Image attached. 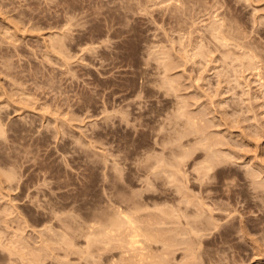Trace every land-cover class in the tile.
I'll return each mask as SVG.
<instances>
[{
	"label": "rangeland",
	"instance_id": "rangeland-1",
	"mask_svg": "<svg viewBox=\"0 0 264 264\" xmlns=\"http://www.w3.org/2000/svg\"><path fill=\"white\" fill-rule=\"evenodd\" d=\"M211 21L216 22L211 24ZM223 23L230 25L226 27ZM212 25L229 30L232 25L231 31L235 28L238 29L235 32L241 33L227 30L225 33L231 34L226 38L231 37L228 41L232 47L226 44L224 47L219 45L220 41L217 43L215 35L216 41H213ZM233 36L244 39L238 38L236 43ZM200 42L203 46L206 44L205 47L202 48ZM259 48L264 50V0H0V115L3 124L0 129L4 128L0 134V174H5L2 169L4 172L15 166L19 172L16 177H20L10 184L5 181L7 177L0 175L6 178L3 185L8 186L0 184V191H4L0 193L5 194L0 195V207L15 206L11 205L10 210L6 208L14 214L0 209L2 217H14V223L24 220L25 214L28 223L22 222L23 225H31L22 229L33 236L24 232L21 235L30 237L35 245L43 236L51 235L52 241L55 237L71 235L72 240L80 243L77 247L82 248L85 242L77 234L80 231L69 227L73 216L80 221L85 213L97 218V210L104 204L106 195L112 193L123 202L136 192L154 193L164 199V196L181 197V193H176L175 181H171L174 171L180 180H185L184 183L176 181L177 186H185L182 183L188 182L185 187L189 186L190 190L184 188L187 198L195 193L197 197L202 194L206 201L212 197L216 199L215 205L219 208L214 212L219 214V227L224 222L232 223L233 233L227 244L212 241L203 245V250L199 251L204 254L200 260L196 259L197 263L264 264V221L259 219L264 210L263 201H260L264 200V195H256V190L252 189L254 184H250L246 173L253 167L260 168L263 172L257 179L264 185V67L261 66L264 61H260L262 55L264 60V54H260L263 51ZM228 49H233L229 56L225 55ZM248 50L252 51L251 55L245 58L249 60L250 56H255L251 57L253 61L242 58ZM255 51H259L261 58L254 55ZM240 57L242 62L236 60ZM183 112L201 116L200 119L196 117V121L202 120L206 130L195 131L200 122H196L192 130L194 123L187 126L191 122ZM203 126L198 127L199 130ZM202 135H210V139ZM206 142H211L212 146H207ZM214 150L225 157L217 155L215 160H225H213L217 164L211 169L213 175L202 176L199 171L204 168L200 166L198 171L196 168L206 163L204 156L213 154ZM148 153V156L152 153L150 158L145 156ZM144 156L150 160L145 158L144 162ZM159 158L162 159L156 162ZM161 160H166L168 165L178 161V166L173 164L179 172L173 169L174 165L167 167ZM150 161L155 166L148 164ZM112 165L117 170L112 169ZM148 166H152L156 177L150 174ZM156 167L159 168L155 170ZM178 169L184 171L182 175ZM157 171L159 174L154 173ZM147 176L158 180L153 188L146 189L144 184L149 181L150 185L151 181ZM143 177L146 183L142 182ZM127 178L137 183L130 184ZM261 188L264 193V186ZM150 202L157 205L161 201ZM51 205L56 210L54 213L50 212ZM153 209L149 214L155 215L153 218L157 220L158 212L153 211L158 209ZM6 213L10 215L6 217ZM184 215L180 219H184ZM20 216L22 219L18 218ZM240 222L246 226L241 228ZM13 223L15 227L18 224ZM254 223L257 227L251 231ZM47 225L56 228L52 234L49 233L51 229L48 232L47 228L43 229ZM58 227L69 234L65 235ZM42 229L46 233L38 239L37 231ZM211 230L212 234L209 230L202 232V240L210 239L219 231ZM59 231L62 235L58 236L55 233ZM182 235H186L182 239L189 236ZM178 236L180 238L181 234ZM53 241L51 248L56 252L52 250L45 264L69 261V264H93L89 258L82 259L86 258L85 253L78 252L76 245L74 250L68 247L71 245L64 246L62 243L66 242L61 243L60 238ZM55 241L65 248L62 250ZM178 245L173 246L174 253L170 255L175 256V262L182 257L185 248L183 244ZM217 245L223 248L218 249L219 254L209 262L206 255L217 249ZM66 250L70 260L63 253ZM5 256V251L0 250V264L7 262Z\"/></svg>",
	"mask_w": 264,
	"mask_h": 264
},
{
	"label": "bare ground",
	"instance_id": "bare-ground-1",
	"mask_svg": "<svg viewBox=\"0 0 264 264\" xmlns=\"http://www.w3.org/2000/svg\"><path fill=\"white\" fill-rule=\"evenodd\" d=\"M151 1V0H150ZM161 1V0H160ZM180 1H182V0H180ZM149 2V1H148ZM176 2H178V1H176ZM167 3V2H166ZM173 5V4H172ZM177 5V4H176ZM183 5V4H182ZM145 6V5H144ZM175 7H177V6H175ZM85 11V10H84ZM173 13V12H172ZM178 14V13H177ZM177 17V16H176ZM231 19H229V21H230ZM227 21V20H226ZM212 22V21H211ZM216 22V21H215ZM215 22H212L211 24H215ZM217 22H219V21H217ZM234 22V21H233ZM231 23V22H230ZM230 23H228V25L226 24V23H223V24H226V27L227 26H229L230 25ZM178 24H179V22H178ZM217 24V23H216ZM232 24V23H231ZM6 26V25H5ZM213 26V27H212ZM211 27H210V29H214L213 31H215V32H213V31H211V30H209V31H207V32H210L211 31V34L213 35H211L210 33V36H212V38L214 37V35H215V39L217 40V43L220 41L221 43H223V44H221V43H219V45H223L224 47L226 46V45H230V47H232L231 46V44L232 43H230L228 40H230L231 39V37L230 36H228V38L229 39H227L226 37H227V34H229V33H225V32H227V30L228 31H231V27H233L232 25H231V27H230V30L227 28L226 29V27H224V29L226 30H224L223 28H220V27H218L217 28V25H212ZM218 26H221L219 23H218ZM222 26H224V25H222ZM220 28V29H219ZM179 29V28H178ZM208 30V29H207ZM233 31H231V33L233 32V34H235V33H237V34H240L241 32L239 31V32H235L236 30H238V29H236L235 30V28H233L232 29ZM8 31V30H7ZM12 31V30H11ZM3 32V31H2ZM235 32V33H234ZM230 33V34H231ZM206 34V33H205ZM229 34V35H230ZM232 34V35H233ZM13 35V34H12ZM11 35V36H12ZM226 35V36H225ZM231 35V36H232ZM180 36V35H179ZM239 36V35H238ZM63 37V36H62ZM235 36H233V38H234ZM59 38H61V37H59ZM239 37H236V38H234V39H232V40H236L235 42L237 43V39H238ZM58 39V38H57ZM214 39V38H213ZM213 40V41H216V40ZM240 39V38H239ZM244 38H242V39H240L241 41L243 40ZM51 40H53V39H51ZM62 40V39H61ZM201 40V39H200ZM63 41V40H62ZM229 42V44H227L228 42ZM231 41V40H230ZM239 41V40H238ZM53 42V41H52ZM58 42H60V43H62L61 41H59L58 40ZM64 42V41H63ZM65 43V42H64ZM64 43H62L63 45H64ZM200 43H202L201 45V47L203 48V47H205V45L203 46V42H200ZM205 43V42H204ZM234 43V42H233ZM245 43H247V42H245ZM224 44H226V45H224ZM239 44V43H238ZM238 44L236 45V46H238ZM61 45V44H60ZM66 45V44H65ZM217 45V44H216ZM235 45V44H234ZM241 45H242V43H241ZM246 45H249V43L248 44H246ZM251 45V44H250ZM208 46V45H207ZM227 46V47H228ZM235 46V47H236ZM242 46H244V45H242ZM241 46V47H242ZM257 46H259V45H257ZM54 47V46H53ZM57 47H59V46H57ZM63 47V46H62ZM68 47V46H67ZM222 47V46H221ZM230 47H228L229 49H230ZM234 47V46H233ZM234 47V48H235ZM251 47H253V46H251ZM256 46H254L253 48H255ZM208 48V47H207ZM244 48H248V46L247 47H244ZM58 49V48H57ZM201 49V48H200ZM228 49V50H229ZM249 49H251V48H249ZM257 49V48H256ZM65 50V49H64ZM186 50V49H185ZM202 50H204V49H202ZM233 50V49H232ZM232 50H229V52H226V54L225 55H227V56H229L228 54L230 53V51L231 52H233ZM235 50V49H234ZM259 51L261 50V51H263V52H260V54L262 53V54H264V50L261 48H259L258 49ZM161 51H163V50H161ZM201 51V50H200ZM259 51H257V52H259ZM163 52H165V51H163ZM170 52V51H169ZM247 53H243L244 54V57H242L243 59L246 57H248L249 55H251L250 53L252 52H250L249 50L248 51H246ZM256 51H255V53H254V55H256V56H258V53H257ZM242 53H240V55L242 54ZM166 54V53H165ZM232 54H234V53H232ZM261 56V55H260ZM251 57H255V56H250L249 57V60H251V61H253V59H251ZM259 57V56H258ZM262 57V58H261ZM261 57H259V58H261V62L262 61H264V60H262L263 59V55L261 56ZM242 58L240 57V59L239 58H236V60H239V61H241L242 62ZM245 58V59H246ZM65 60V59H64ZM246 60H248V59H246ZM249 60H248V62H249ZM243 62H246L247 63V61H244L243 60ZM245 63V64H246ZM252 63H254V62H252ZM250 64V63H249ZM248 64V65H249ZM252 65V64H251ZM254 65H255V63H254ZM263 65V67H264V64L263 63H261V66ZM263 70H264V68H262ZM260 71V70H259ZM264 72V71H263ZM260 74H261V72H260ZM262 74H264V73H262ZM262 77H263V75H261ZM264 78V77H263ZM170 82H172V81H170ZM170 84H173V83H170ZM90 101V100H89ZM183 111V110H182ZM186 111V110H185ZM179 113H181V112H179ZM182 114H186V116L185 115H183V116H185V117H187L186 119H187V121H190L191 123H190V125H187V126H191L192 125V123H198V122H200V123H198V124H203L204 125V122L202 121V120H199V121H196V119H200V117L201 116H199V115H197L196 117H198V118H196L194 115H192L191 116V114L189 115L187 112L185 113V112H183ZM189 116H188V115ZM192 117H194L193 119H191ZM190 120H189V119ZM203 119V118H202ZM1 115H0V127L3 125L2 124V122H1ZM193 122H192V121ZM28 121V120H27ZM186 121V120H185ZM201 121L203 122V123H201ZM27 123H29V122H27ZM184 123V122H183ZM188 123V122H187ZM196 123V124H197ZM2 124V125H1ZM26 124V123H25ZM185 125H186V123H184ZM192 125V127L193 126H196V124L195 125ZM196 126L195 128H197L198 130H195V128L193 127H191V129L192 130H195V131H202V130H206L205 128V125L203 126V125H201V126H203L202 127V129L201 130H199V128L198 127H200L201 128V126ZM17 126H19V125H17ZM187 126H186V128H187ZM173 127H175V126H173ZM205 127V128H204ZM18 128V127H17ZM21 128V127H20ZM28 128V127H27ZM176 128H178L177 127V125H176ZM189 128V127H188ZM187 128V130L188 131H192L191 129H188ZM2 129H4V128H1L0 129V134L1 133H3V130ZM29 129V128H28ZM180 129V128H179ZM178 129V130H179ZM2 130V131H1ZM174 130H177V129H174ZM24 131V130H23ZM204 131H202V132H204ZM4 134H5V131H4ZM3 134V135H4ZM205 134V133H204ZM207 134V133H206ZM202 136H204V137H206V138H208V139H210V135H202ZM207 136H209V137H207ZM125 137V136H124ZM194 137H195V135H194ZM199 137V136H198ZM201 137V136H200ZM196 138V137H195ZM201 139H203V138H201ZM211 139H214V140H216V141H218L217 139H215V138H211ZM141 140V139H140ZM130 141V140H129ZM161 141V140H160ZM178 141H179V139H178ZM162 142H163V140H162ZM161 142V143H162ZM207 142H209V141H207ZM206 142V143H207ZM125 143V142H124ZM182 143V142H181ZM211 143V142H210ZM210 143H207L208 145L207 146H209V147H211L212 146V144H210ZM212 143H213V141H212ZM215 143H217V142H215ZM214 143V144H215ZM129 145H130V143H129ZM135 145V144H134ZM163 145V144H162ZM130 147V146H129ZM138 147V146H137ZM140 147H142V146H140ZM163 147H164V145H163ZM134 148V147H133ZM212 148H214V147H212ZM138 149V148H137ZM216 149V148H215ZM134 150V149H133ZM139 150V149H138ZM185 150L186 149H184V152L183 153H185ZM146 151H148V150H146ZM183 151V150H182ZM188 151H190V150H187V153L189 154V152ZM215 151H218V152H215ZM142 153L144 152V151H141ZM153 152H154V150H153ZM172 152V151H171ZM170 152V153H171ZM214 152H215V154L216 153H220V151L219 150H214L212 153L214 154ZM15 153V152H14ZM139 153V152H138ZM145 153V152H144ZM150 153V152H149ZM149 153L148 154H145V156H147V157H149L150 158V156L152 155V153H151V155L150 156H148L149 155ZM160 153V152H159ZM155 154H157V153H155ZM182 154V153H181ZM207 154V153H206ZM213 154H209V155H205L204 156V158H205V161L204 162H206V163H202L201 165L199 164V166H197V168H196V170L198 171V170H201V169H199V167L201 166V168H204V170H202V171H199V172H201V175L203 176V174H205V176L207 177L208 175H213V173H212V168L214 169V167L217 165H215L214 164V161L215 162H220V161H222V160H225V159H222V160H220L221 158L220 157H223L222 155H218V154H216V155H213ZM222 154V153H221ZM18 154H16V156H17ZM133 155V154H132ZM141 155H144V154H141ZM161 155H163L162 153H161ZM217 155L218 156H220V157H218L219 158V160L220 161H218V160H215V158L217 157ZM144 156V158H143V161L144 162H146V160H144L145 158L146 159H149V158H147V157H145ZM164 156V155H163ZM162 156V157H163ZM206 156H208V157H206ZM134 157H137V156H134ZM139 157V156H138ZM154 157H155V155H154ZM165 157V156H164ZM169 157V156H168ZM173 157H176V156H173ZM139 158H141V156L139 157ZM156 158V157H155ZM158 158V157H157ZM167 158V157H166ZM170 158V157H169ZM203 158V159H204ZM217 158V159H218ZM223 158H225V157H223ZM19 159H21V158H19ZM160 159H162V158H159V159H154L156 162L158 161V160H160ZM175 159V158H174ZM180 159V158H179ZM134 160H136V159H134ZM138 160V159H137ZM140 160V159H139ZM150 160V159H149ZM167 160V159H166ZM166 160L165 161H163V160H161V161H163V162H166ZM170 160V159H169ZM168 160V161H169ZM173 160V159H172ZM214 160V161H213ZM133 161V160H132ZM142 160H141V162H143ZM160 161V162H161ZM171 161V160H170ZM177 161V160H176ZM181 161V160H180ZM137 162H139V161H137ZM137 162H136V165H137ZM140 162V163H141ZM148 162V161H147ZM159 162V161H158ZM200 162H202V161H200ZM199 162V163H200ZM19 163H21V162H19ZM18 163V164H19ZM151 163H154V162H149L148 164H151ZM175 164V162H173L172 161V163L170 164V165H174ZM178 161H177V164H175V165H177L178 166ZM182 162H180V164H181ZM131 164V163H130ZM161 164H165V163H161ZM169 163H167L166 162V166L168 167V166H170V165H168ZM134 165V163L132 164V166ZM138 165H140V164H138ZM152 165V164H151ZM154 165V164H153ZM152 165V166H153ZM157 165V164H156ZM160 165V164H159ZM165 165H163V166H165ZM174 165V166H175ZM203 165V166H202ZM12 166H14V164L12 165ZM113 166V167H112ZM111 167H112V169H114L115 168V170H117L116 169V167H114V165H112ZM143 166H145V165H143ZM152 166H148L149 168L150 167H152ZM155 166V165H154ZM161 166V165H160ZM174 166H171L172 168L174 167ZM177 166H175L173 169H176V168H178ZM257 166V165H256ZM131 167V166H130ZM136 167V166H135ZM147 167V168H148ZM171 167H169V168H171ZM258 167V166H257ZM15 168V166L14 167H12V168H8V169H10V170H7V171H4L3 172V169H2V173H5V174H0V175H4L5 177H7V179L6 178H4V179H6L5 181H7L8 183H10V181H13V182H15V180H17L18 181V178H20L19 176H18V178L16 177V175L19 173V172H17V169H14ZM119 168V167H118ZM138 168V170H141V169H139V166L137 167ZM141 168V167H140ZM154 168V167H153ZM159 167H156L155 168V170H157ZM171 168V171L173 170ZM179 168H181V166H179ZM250 168H252L251 166H250ZM254 168V169H253ZM251 170H248L246 173H248L247 175H248V179L250 180V184L252 185V184H254V188L252 187V189H255L256 190V195H259V196H261L262 194L264 195V193H262L263 191H262V186H264L263 185V183H262V180L261 179H257V177H259L258 175L261 173V172H263V171H261V170H259V169H257V168H255V167H253ZM262 168V167H261ZM13 169V170H12ZM121 169V168H120ZM120 169H118V170H120ZM130 170H131V168H129ZM145 169V168H144ZM166 169V168H165ZM262 169H264V168H262ZM133 170V169H132ZM137 170V171H138ZM154 170V171H155ZM167 170V169H166ZM165 170V171H166ZM178 170H180V169H178ZM182 170V169H181ZM180 170V171H181ZM136 171V172H137ZM149 171H151L150 172V174H152V175H154L155 176V174H153L152 172V170H151V168H150V170ZM168 171V170H167ZM176 172H179V171H177V169L175 170ZM214 172H215V170H213ZM23 172V171H22ZM116 172H119V171H116ZM134 172V171H133ZM135 172V173H136ZM148 173V171H146L145 170V173ZM159 171H157V172H154V173H158ZM160 172H161V170H160ZM174 171H172L171 173L172 174H175V177L171 180V181H175L174 183L176 184L175 186L176 187H178V188H176L175 187V189L176 190H178V191H176V193L177 192H179V193H181V197L179 196V197H176V198H171V197H167V196H164L166 199H164L161 195H157V194H154V193H150V194H148V195H142V193H138V192H136L135 194H133V193H130V194H133V196L131 195V197H129L125 202H123L122 200H120L119 199V197H118V199L113 195V193L111 194V195H106L107 196V198L105 199V201L103 200V202H104V204L102 205V206H100V210H97V211H99L98 212V217L96 218V216L95 217H89L88 216V214L87 213H85V217L83 216V221L81 220H77L74 216L72 217V219L71 220H69V223H70V226L69 227H71V226H73V228H75V230L76 231H80L79 233H77V234H80V238H82L83 237V240H84V244H82V248H81V246L78 248L77 246H79V244L80 243H78V242H76L75 240H72V238L74 239V237H72L71 235H68L69 233H66V232H64L65 230L64 229H61V227H58L57 229H59L60 231L61 230H63V232H64V234L65 235H68V236H65V237H63V236H61L62 234H61V232L59 231L58 232V234L57 233H55L56 235H58L59 236V233L61 234L60 236L61 237H55V238H60V240H62L61 241V243L62 242H66V243H62L64 246H66V245H71V246H68V247H74V245H76V247H74V250H75V248L76 249H79L80 251H78V252H81V253H85V255H83L84 257H86V258H82V259H84V260H86L87 258H89V259H91L93 262V264H198L197 263V260H200L202 257V255L204 254V253H202L203 251H199V249L200 250H203V248H202V246L203 245H206V244H211V242L212 241H216L217 243L219 242V244H227V241H228V239L231 237V235H232V233H233V229H232V223H230V222H224L223 224H222V227H219V226H221V224H219V223H217L218 221V219H219V214L216 212H214V211H216V208H219V206L218 207H216V205H215V200H214V198L212 197L211 199H210V201H206L205 200V195H204V199H203V197H202V194H199L198 195V197H201V198H198L197 197V195L195 196V193H194V196H190V197H192V198H190V197H186V196H188V194H185L186 193V191H184L185 189L184 188H187V189H189L188 187H185V186H187V183H185V184H183L184 183V181H182V180H180L181 178H179L177 175H176V173H173ZM184 172V171H183ZM182 171L180 172V174L181 173H183ZM197 173V174H200V173ZM203 172V173H202ZM218 171H216L215 173H217ZM119 173H121V172H119ZM140 173H142V172H140ZM21 174V173H20ZM130 175L131 174H133L132 172L131 173H129ZM149 174V173H148ZM159 174V173H158ZM157 174V175H158ZM177 174H179V173H177ZM137 175V174H136ZM143 175H144V173H143ZM146 175V174H145ZM182 175V174H181ZM201 175H199V177L198 178H200L201 177ZM134 176V175H133ZM138 176V175H137ZM150 176V175H149ZM149 176H147L148 178L147 179H150V177ZM172 176V175H171ZM139 177V176H138ZM156 177V176H155ZM160 177V176H159ZM182 177V176H181ZM211 177V176H210ZM3 178V177H2ZM1 177H0V184L2 183V186L4 187L5 185H3V183L4 182H2L4 179H2ZM15 178V179H14ZM188 178V177H187ZM204 178V177H203ZM202 178V179H203ZM128 179V178H127ZM143 180H144V177L142 178ZM146 179V180H147ZM201 179V180H202ZM9 180V181H8ZM138 180V179H137ZM141 180V179H140ZM139 180V181H140ZM151 181H150V185L148 184L149 183V181H147L148 183H146V181L144 180V181H142V182H145L146 184H144V185H146V189L148 188V189H150V188H153V186L152 185H154V183H155V181H158L157 179L156 180H154V178L152 177L151 179H150ZM162 180V179H161ZM170 180V179H169ZM187 181L189 180V179H186ZM128 181H129V183L130 184H134L133 182H136L137 183V181H133V178L131 179V178H129L128 179ZM127 181V182H128ZM167 181V180H166ZM176 181H178V182H183L182 183V185H185V186H177L178 184V182H176ZM28 182V181H27ZM142 182H141V184H142ZM168 182H170V181H168ZM168 182H166V183H168ZM249 182V181H248ZM247 182V183H248ZM7 183V184H8ZM33 183V182H32ZM166 183H164L165 184V186H167L166 185ZM200 183H202V181H200ZM11 184V183H10ZM13 184V183H12ZM180 184V183H179ZM14 185H15V183H14ZM23 185V184H22ZM27 185V184H26ZM33 185V184H32ZM103 185V184H102ZM172 185V184H171ZM141 186V185H140ZM152 186V187H151ZM201 186V185H200ZM248 186H250L249 184H248ZM1 187V186H0ZM6 188L8 187V186H5ZM10 187H11V185H10ZM160 187V186H159ZM162 187V186H161ZM22 188V187H21ZM101 188H103V187H101ZM142 188V187H141ZM144 188V187H143ZM170 188V187H169ZM191 188V187H190ZM248 188V187H247ZM1 189V188H0ZM5 189V188H4ZM12 189V188H11ZM27 189V188H26ZM29 189V188H28ZM105 189V188H104ZM140 189V188H139ZM145 189V190H146ZM174 189V190H175ZM181 189H183V190H181ZM186 189V190H187ZM7 190V189H6ZM144 190V189H143ZM152 190V189H151ZM154 190H157L156 188L154 189ZM165 190V189H164ZM190 190V189H189ZM200 190V189H199ZM255 190H253V191H255ZM2 191V190H1ZM0 191V192H1ZM8 191V190H7ZM105 190H103L102 189V193L104 192ZM112 191V190H111ZM132 191V190H131ZM134 191V190H133ZM160 191V190H159ZM183 191V192H182ZM188 191V190H187ZM2 192H4V191H2ZM27 192V191H26ZM44 192V191H43ZM135 192V191H134ZM167 192H169V191H167ZM192 192V191H191ZM9 193V192H8ZM29 193V192H28ZM37 193V192H36ZM101 193V192H100ZM105 193V192H104ZM109 193V192H108ZM161 193V192H160ZM193 194V193H192ZM191 194V195H192ZM197 194V193H196ZM0 195L2 196H4L5 194L3 193H0ZM32 195H35V193L34 194H32ZM44 195V194H43ZM116 195V194H115ZM142 195V196H141ZM168 195H170L169 193H168ZM190 195V194H189ZM253 195V194H252ZM6 196H7V194H6ZM25 196V195H24ZM26 196H28V195H26ZM106 196H104V197H106ZM206 196H208V195H206ZM210 196V195H209ZM45 197H47V196H44L43 198H45ZM195 197H197L198 198V200H197V198L196 199H193V198H195ZM256 197H258V196H256ZM255 197V198H256ZM1 198V197H0ZM37 198V197H36ZM122 198H123V196H122ZM125 198H127V196L125 197ZM207 198H209V197H207ZM251 198V197H250ZM259 198V197H258ZM31 199H32V197H31ZM152 201H156V200H160L161 202H158L159 204H157V205H155V202H152V205H151V200ZM257 199V198H256ZM255 199V200H256ZM261 199V198H260ZM264 199V198H263ZM30 200V199H29ZM33 200H34V197H33ZM38 200V199H37ZM61 200V199H60ZM194 200H197V202H195V203H193V201ZM7 201V200H6ZM5 201V202H6ZM11 201H12V199H11ZM31 201V200H30ZM40 201V200H39ZM260 201H263V202H261L263 205H264V200H260ZM259 201V202H260ZM10 202V201H9ZM34 202H36V201H34ZM6 203H8V202H6ZM5 203V204H6ZM32 203V202H31ZM38 203V202H37ZM47 203V202H46ZM1 204V203H0ZM35 204V203H34ZM61 204V203H60ZM255 204H258L257 202H255ZM8 205H10V203H8ZM11 205H13L14 206V204H11ZM11 205H10V207H11ZM16 205V204H15ZM38 205V204H37ZM41 205V203H39V206ZM213 205V206H212ZM219 205V204H218ZM2 206V205H1ZM42 206V205H41ZM40 206V207H41ZM96 206V205H95ZM150 206H153V207H150ZM190 206H192V207H190ZM10 207H6V208H10ZM15 207V206H14ZM36 207V206H35ZM48 207H50L49 206V204H48ZM148 207H150V209L151 208H154L155 210L156 209H158V211H153V213H156V212H158L157 213V216H156V218H158L157 220H155L153 217H155V215L154 216H152V214H149L150 212V209H148ZM258 207H260V206H258ZM264 207V206H263ZM2 208L5 210V212H10V211H6L7 209L4 207V206H2ZM2 208L0 207V209H1V211H2ZM13 208V207H12ZM11 208V209H12ZM38 208V207H37ZM42 208H44V207H42ZM51 208H52V205H51ZM54 208V207H53ZM51 209L50 210V212H53V210L54 209ZM148 209V212H146V210ZM14 209V208H13ZM17 209H18V207H17ZM44 209H46V208H44ZM43 209V210H44ZM146 209V210H145ZM153 209V210H154ZM258 209H260V208H258ZM262 209V208H261ZM260 209V210H261ZM4 210L2 211V212H4ZM10 210V209H9ZM14 210H16V208L14 209ZM66 210H67V208H66ZM71 210V209H70ZM145 210V211H144ZM0 211V212H1ZM18 211H21L20 210V208H19V210ZM54 211H56V210H54ZM58 211V210H57ZM63 211V210H62ZM68 211V210H67ZM13 211L11 210V212H10V214H14V213H12ZM15 212V211H14ZM25 212V211H24ZM31 212V211H30ZM29 212V213H30ZM33 212V211H32ZM58 212H60V211H58ZM73 212V211H72ZM18 213V212H17ZM16 213V214H17ZM20 213H22V212H20ZM19 213V214H20ZM34 213V212H33ZM46 213V212H45ZM54 213V212H53ZM61 213V212H60ZM64 212H62V214H63ZM2 213H0V250L1 251H5V257L7 258V262L5 261V263L4 264H45V261L47 260V258H49V256L51 255V253L53 254V251L54 252H56L55 251V249L53 250V248H51V246H52V244L54 243V239L52 240V241H50V237H52L51 235L50 236H46L45 234V236L46 237H44L43 235H42V233L43 232H45V231H43V229L44 230H46V228L48 229V230H46V232H48L51 228H50V225L48 226H45L42 230H39V231H37L38 232V239L40 238V237H42L41 238V240L39 241L40 243H38V244H36L35 245V243L33 244L32 242L33 241H31L32 239L30 238V237H26L27 235H21L23 232H24V234H27V233H25V231L22 229V228H24V227H26L27 228V226H30L31 224H24L23 225V223H28L27 221V219L25 218V214L23 215V213H22V215L24 216H22V218H24V220L21 218V216L20 217H18V218H21L22 219V221H19V222H14L13 223V219H15L14 217H11L10 219H9V217H8V215H10L9 213H6L5 214V216L6 217H8V218H4V217H2V215H1ZM32 214V213H31ZM43 214V213H42ZM46 214H48V213H46ZM183 214H185L184 216H185V218L184 219H180L181 217H183ZM188 214H190V216H188L187 217V215ZM27 215V214H26ZM35 215V214H34ZM44 215V214H43ZM55 216H57L58 214L56 213V214H54ZM91 215V214H90ZM152 217H151V216ZM14 216V215H13ZM16 216V215H15ZM17 216H19V215H17ZM36 216V215H35ZM45 216H47V215H45ZM54 216V217H55ZM72 216V215H71ZM94 216V215H93ZM260 216V220L263 222L264 221V210H262L261 211V214L259 215ZM28 217V216H27ZM33 217V216H32ZM39 217V216H38ZM50 217V216H49ZM13 218V219H12ZM18 218H17V220H18ZM69 218H71V217H69ZM36 219V218H35ZM39 219V218H38ZM37 219V220H38ZM53 219V218H52ZM59 219V218H58ZM80 219V218H79ZM20 220V219H19ZM41 220V219H40ZM62 219L60 218V221H61ZM34 221V220H33ZM46 221H48V220H46ZM51 221V220H50ZM229 221V220H228ZM23 222V223H22ZM43 223H46V222H44V221H42ZM15 224L16 225V223H18L17 225H16V227L15 226H12L11 224ZM51 223V222H50ZM57 224V223H56ZM51 225H53V224H51ZM66 225V224H65ZM218 225V227L216 228V227H213V226H217ZM240 225H241V222H240ZM244 225V224H243ZM243 225H241V228L243 227ZM257 224L256 223H254V225L252 226V227H250V230L252 231V229H256L255 227H257L256 226ZM12 226V227H11ZM55 226V225H54ZM60 226V225H59ZM67 226V225H66ZM244 226H246V225H244ZM11 227V228H10ZM51 227H53V226H51ZM68 227V228H69ZM78 229H77V228ZM214 228V230L216 229V230H218L219 229V231H217V232H214L213 233V235L210 237V239H203L202 240V236L204 235V233H206L207 232V230H209V232L210 231H212L211 229H213ZM55 228V227H54ZM54 228H52L50 231H49V233H51L52 234V230H54ZM65 228V227H64ZM25 229V228H24ZM56 229V228H55ZM245 229H247L246 227H245ZM23 230V231H22ZM36 230V229H35ZM72 230V229H71ZM75 230H73L74 231V233H75ZM203 230H205V231H203ZM240 230H242V229H240ZM18 231H20L19 233H18ZM34 231V230H33ZM56 231V230H55ZM58 231V230H57ZM174 231V232H173ZM31 232V231H30ZM36 232V231H35ZM36 232V233H37ZM45 232V233H46ZM202 232H204V233H202ZM54 233V232H53ZM211 234H212V232H210ZM29 235H30V233H28ZM40 234V235H39ZM54 234V235H55ZM171 234H173V235H171ZM179 234H181V237L180 238H178L179 236ZM182 234H187V235H189L188 236V238L187 239H182V238H184V236H185V238H186V235H182ZM191 234V235H190ZM53 235V236H54ZM206 235V234H205ZM30 236H33V234H31ZM78 236V235H77ZM82 236V237H81ZM177 236V237H176ZM67 237H69V238H67ZM62 238V239H61ZM37 239V238H36ZM69 239H71V240H69ZM56 240H58V239H56ZM66 240V241H65ZM59 241V240H58ZM58 241H55L56 243L58 242ZM50 242H52V244H50ZM80 242V241H79ZM225 242V243H224ZM55 243V244H56ZM61 243H59L58 242V244L57 245H59L60 246V248L62 249L64 246H62L61 245ZM184 245V249H183V255H182V257H179V258H176V261L177 262H175V260H174V258H175V256L174 257H171L170 255H172L171 253L173 252L174 253V249H173V246H177L178 244H180V245H182V244ZM185 244H186V246H185ZM38 245V246H37ZM57 245H55V246H57ZM180 245H178V246H180ZM54 246V245H53ZM208 247V246H207ZM55 248V247H54ZM57 248H58V246H57ZM65 248V247H64ZM177 248H179V247H177ZM223 247L222 246H220V245H217V249H215V250H212V251H209V250H207V251H209L208 252V255H206V258L209 260V262L211 261V259H213L214 257H215V255H216V253H217V250L218 249H222ZM81 249H83L82 251H81ZM181 249H182V247H181ZM53 250V251H52ZM63 250V249H62ZM65 250V249H64ZM176 250V249H175ZM226 250V249H225ZM224 250V251H225ZM220 251V250H219ZM65 252H67V250L66 251H64L63 253H65ZM74 252V251H73ZM221 252H222V250H221ZM70 253V252H69ZM222 253H224V252H222ZM57 254V253H56ZM66 255H67V253H65ZM182 254V253H181ZM217 254H219V253H217ZM56 255H54L53 257H55ZM57 256H59V254L57 255ZM83 256H81V257H83ZM181 256V255H180ZM52 257V256H51ZM67 259H69L68 257V255L67 256H65ZM63 258V259H65V261H67L66 260V258ZM197 257H200V258H197ZM218 257V256H217ZM220 257V256H219ZM222 257H224V256H222ZM5 258V259H6ZM58 258V257H57ZM61 258V257H60ZM171 258H173V259H171ZM186 259L187 260V258H189V260H185V261H182L181 262V260H179V259ZM51 260H53V259H55V258H50ZM62 259V258H61ZM197 259V260H196ZM218 259V258H217ZM223 259V258H222ZM222 259H220L221 260V262H222ZM55 260H58V259H55ZM54 260V261H55ZM70 260V259H69ZM172 260H174V261H172ZM219 260V261H220ZM223 260H225V259H223ZM62 261V260H61ZM216 261V260H215ZM215 261H213V262H215ZM219 261H217V262H219ZM234 261H236V260H234ZM56 262H60V261H56ZM63 262V261H62ZM70 262V261H69ZM69 262H65V263H62V264H69ZM212 262V261H211ZM61 263V262H60ZM199 263H201V262H199ZM216 263V262H215ZM215 263H213V264H215ZM220 263V262H219ZM225 263V261L223 262V264ZM227 263V262H226ZM231 263H235V262H231ZM70 264H72V263H70ZM74 264H79V263H74ZM91 264V263H90ZM210 264V263H209ZM218 264V263H217ZM221 264V263H220ZM228 264V263H227Z\"/></svg>",
	"mask_w": 264,
	"mask_h": 264
}]
</instances>
